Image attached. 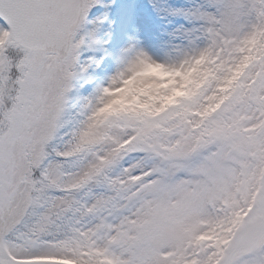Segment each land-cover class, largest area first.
Returning a JSON list of instances; mask_svg holds the SVG:
<instances>
[{"label": "snow or ice", "instance_id": "snow-or-ice-1", "mask_svg": "<svg viewBox=\"0 0 264 264\" xmlns=\"http://www.w3.org/2000/svg\"><path fill=\"white\" fill-rule=\"evenodd\" d=\"M98 6L0 0V264H92L84 253L93 250L114 264H264V59L204 122L186 120L183 109L203 111L226 72L187 105L98 129L109 91L157 62L131 44L118 58L133 54L127 64L81 94L98 63L86 55ZM153 7L183 16L195 25L184 30L189 43L204 42L181 65L217 54L223 62L253 36L264 38V0ZM237 211L243 219L228 243L201 245L200 224Z\"/></svg>", "mask_w": 264, "mask_h": 264}, {"label": "rangeland", "instance_id": "rangeland-1", "mask_svg": "<svg viewBox=\"0 0 264 264\" xmlns=\"http://www.w3.org/2000/svg\"><path fill=\"white\" fill-rule=\"evenodd\" d=\"M104 7L94 8L89 14V20L99 17L95 31L96 38H88L91 42V49L86 55L93 56L98 62L89 68V75L92 82L85 84L81 89V94L88 95L96 85L105 83L109 75L116 72L118 68H123L132 54L124 56L122 61L118 58L122 50L131 44L141 45V37L151 34L156 40H160L167 50V61L164 68L170 73L179 75L159 76L157 88L149 86L143 92H135L137 97L135 105H125L116 111L101 112L108 103L104 98V103L96 114V124L98 129H105L109 125H114L118 119L135 117L137 119L157 118L173 108L180 107L181 104H189L193 98L202 93L212 82L220 78L221 73H227L228 79L224 80V87L219 94L206 101L203 111L195 112L193 108L183 109L186 120L199 116L201 122L207 120L216 110L225 96L231 94L242 78L249 66L254 65L264 59V38L255 35L243 43V46L235 51H230L221 62L219 55H208L197 61L180 64V61L187 54L193 53L197 47H203V41L189 43L184 30L194 27L184 19L183 16H172L167 11H157L153 4L162 5L165 8H191L202 0H102ZM136 5H141L144 10L138 11ZM145 7V8H144ZM89 29V25L87 26ZM239 74L237 75V71ZM191 75L185 79V74ZM235 76V79L233 77ZM176 95L172 103L165 104L164 98ZM75 103V101L73 102ZM96 103H100L99 100ZM147 103V107L139 105ZM156 109H161L156 111ZM214 109V111H213ZM78 111V107L71 108L67 118H71ZM72 125H69L71 128ZM243 189V185L240 186ZM234 204L235 201H232ZM243 219L242 213L237 211L231 215L229 220L213 222V229L209 225L200 224L204 231L200 238V243L206 247L223 246L230 241L232 234L238 230L239 223ZM92 264H114L113 256L99 253L93 250L89 255L84 253ZM67 263L75 264L69 259L43 258L39 263ZM215 264V262H214Z\"/></svg>", "mask_w": 264, "mask_h": 264}, {"label": "clouds", "instance_id": "clouds-1", "mask_svg": "<svg viewBox=\"0 0 264 264\" xmlns=\"http://www.w3.org/2000/svg\"><path fill=\"white\" fill-rule=\"evenodd\" d=\"M200 61H197L199 63ZM239 74V70L237 71V75ZM165 75H179V73H170L168 72L161 62L157 61L155 63H145L141 65L139 71L130 77L125 78L122 82H118L114 87L116 93H118L116 99L112 100L108 103L104 108H102L101 112H110L116 111L118 108H123L125 105H135L137 101V97L133 95L135 92H143L144 88L140 87L146 77L150 76H165ZM191 75V72L185 74V79ZM235 79V76L233 77ZM183 93L177 91L173 93L172 96L165 97L164 103H172L174 97L176 95H182ZM140 107H147V103L139 105ZM161 109H156V111H160ZM214 111V109H213Z\"/></svg>", "mask_w": 264, "mask_h": 264}, {"label": "bare ground", "instance_id": "bare-ground-1", "mask_svg": "<svg viewBox=\"0 0 264 264\" xmlns=\"http://www.w3.org/2000/svg\"><path fill=\"white\" fill-rule=\"evenodd\" d=\"M136 8L138 9V11L144 10L141 5H136ZM93 20H99V17H96V18L94 17ZM96 25H97V23L95 25L89 24V30L92 31V33H93V35L91 37H94V38H96V31H95ZM141 44H142L141 45L142 48L144 50H146L149 53V55H151L153 57V59L161 62L162 65L167 61V57H168L167 50L162 45V43L159 39L156 40L151 34H149V35L146 34V35H143V37H141ZM129 59H131V57ZM137 71H139V69ZM136 72H134L132 75H135ZM113 74L109 75L108 78L110 76H112ZM132 75H130V76H132ZM130 76H128V77H130ZM158 77L159 76L146 77L144 79L143 83L140 85V87L148 88L149 86H154L155 88H157L159 85ZM108 78L105 80V83H103V84H105V85L107 84ZM117 95H118V93H116L115 87H113L109 91V93L104 97V99L108 102H111L112 100L116 99ZM202 225H209L210 229H213L214 224L212 221H209L207 223H202ZM39 264H48V263H39ZM50 264H67V263L54 262V263H50Z\"/></svg>", "mask_w": 264, "mask_h": 264}]
</instances>
